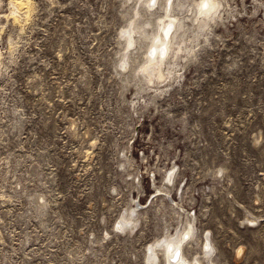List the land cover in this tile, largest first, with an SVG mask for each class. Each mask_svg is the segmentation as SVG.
I'll list each match as a JSON object with an SVG mask.
<instances>
[{
    "label": "rangeland",
    "instance_id": "obj_1",
    "mask_svg": "<svg viewBox=\"0 0 264 264\" xmlns=\"http://www.w3.org/2000/svg\"><path fill=\"white\" fill-rule=\"evenodd\" d=\"M136 1L0 0V264H165L190 223L187 258L264 264V0L201 28L205 0ZM166 12L176 71L149 83Z\"/></svg>",
    "mask_w": 264,
    "mask_h": 264
},
{
    "label": "bare ground",
    "instance_id": "obj_2",
    "mask_svg": "<svg viewBox=\"0 0 264 264\" xmlns=\"http://www.w3.org/2000/svg\"><path fill=\"white\" fill-rule=\"evenodd\" d=\"M10 1L16 7L15 9L12 8L13 11L10 10L13 14L15 11H18V10L21 11L20 9H23L24 7H27V5H28V0H26V2H24L22 0H10ZM137 1L141 4L147 5L148 10H152V9L155 10L157 7V6L155 7V5L158 2V0H152L151 2H149V0H137ZM163 4H165V3H163ZM178 5H179V3H178ZM203 5L205 7L201 8L200 14H198L196 16V14L193 13L191 15L192 21L196 22L195 25L197 28H199V27L201 28V27L205 26L207 24V21L213 19V17L216 16L214 9L218 5L214 0H205V4H203ZM16 9H18V10H16ZM23 10H25V9H23ZM29 10H30V8L28 9V11ZM135 13L137 14L138 11ZM26 14H28V13H26ZM165 15L167 17V18L165 17L166 19H160L159 18L160 22H158V25H157L158 30L156 31L155 37H154L155 39L152 42V51L150 54L147 55L146 61H144L143 65L141 67L143 77L149 83L150 82L152 83L154 81H158V82L162 81L165 79L166 75H170V74H172V72L176 71V70L173 71V69L175 68V67L173 68V66H175L176 63H175V59H174V61L172 59L176 56V50L180 49L179 48V41H178L179 32L183 33L184 27L186 25L183 21V18H179L176 15L174 16V14H171L169 12H166ZM187 18L189 19L191 17H187ZM145 31L146 30H144L142 24L132 23V25L130 26V28L128 30V36L126 38V47L127 48H132V47L134 48L135 42L137 39H139V38L145 39L147 37V34ZM134 33H138L139 36L136 37ZM148 37H149V35H148ZM183 43H184V41H183ZM175 44H177V46H174ZM171 175L168 176V178H167L168 181L171 180ZM122 219L123 220H121L117 223V225L120 227H122L124 225V223H133V219L131 218V215L124 216ZM190 224L188 225L189 227L184 228L183 232L178 234V240H168L165 243L161 244L162 248L160 249V254L164 257L165 264H202V261H201L202 258H191V259H189L185 256L184 251L182 250V248L185 245H189V242L191 241V238H192V234H194ZM205 245H206L205 246L206 251H204V254L206 256L205 258L208 261H210L209 263H212L213 261L210 258L211 257L210 245L208 242H206ZM152 247L154 248V250L150 246L148 247V251H150V254L154 251L157 254L160 246H159V248H157L158 246H156V245H153ZM239 252H240V250H239ZM150 254L147 257L148 264H156V262L152 261Z\"/></svg>",
    "mask_w": 264,
    "mask_h": 264
}]
</instances>
